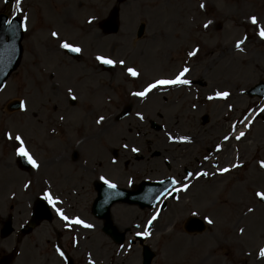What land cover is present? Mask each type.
<instances>
[{"label":"rangeland","instance_id":"obj_1","mask_svg":"<svg viewBox=\"0 0 264 264\" xmlns=\"http://www.w3.org/2000/svg\"><path fill=\"white\" fill-rule=\"evenodd\" d=\"M197 1L126 0L120 5L119 32L104 37L97 30L96 23L93 27H88L84 22L89 16L101 19L115 5V0H23L18 14L22 21L25 17L27 19V31H24L22 39L23 55L18 69L0 92V149L10 154L8 162L11 163L16 143L5 139V131L15 134L16 131L13 130L26 125L21 131L24 132L23 137L27 140L30 153L34 158L38 157L39 162H43L40 174H34V177L38 175L40 185L26 194H42L45 188L42 180L47 178L48 183L53 185L52 190L66 199V207L72 210L69 211V216L79 214L92 226V230L78 236L77 246L70 241L75 230L64 231V227L55 220L50 225L44 224L37 229L32 236L41 240L40 245L49 240L45 250L50 260L52 259V264H62L54 255V243L69 249L75 264H84L85 253H89L97 264H140V248L137 245L128 249V254H125V248L118 250L100 232V222L91 217L88 206L95 197L93 181L105 178L107 175L104 172L111 175L107 178L123 188H126L130 180H158L176 174L182 177L184 168L194 172L204 163V158L212 157L207 151L213 152L212 147L224 134H227L228 144L224 146L223 152L216 160L204 163L200 168L210 175L198 179L187 195H181L179 201L173 199L166 202L163 210L141 211L136 207L115 205L111 209L112 220L119 229H129L130 234L135 229L140 230L142 223L156 214V232L146 241L158 254L153 264H162L161 259L166 264H254L256 251L264 248V204L256 196L257 192L264 193V168L260 167V163L264 162V112L258 115L256 121L253 120L254 124L247 122L248 126L251 125L249 129L246 127L245 132V126H241L240 130H237L239 127L228 130L241 112L245 114L246 109L255 108L261 103L259 99L247 97L243 91L264 81V42L258 43L260 37L257 34L258 28L264 30L260 25L264 21V0ZM13 3L15 6L16 0ZM202 3L203 10L200 9ZM16 9L13 11L15 14ZM6 11L7 7L0 0V13ZM251 17L256 18L257 25L250 23ZM67 19L72 20L73 25ZM209 21V28L203 34V25ZM139 23L145 24V33L141 39H136L135 32ZM53 32L57 33L56 38L50 37ZM240 40L244 43L241 44V50H237L235 43ZM62 42L79 47L82 53L80 59L74 61L63 57V49L60 48ZM45 48L50 50L54 61L46 63L42 58ZM165 49L168 54H164ZM193 50H197L196 54L189 56ZM143 53H148L146 68L151 76L141 70L140 78L125 80L122 76L123 68L136 67L132 56L136 54V58ZM96 55L113 60L114 68L102 71L96 65ZM170 59L173 61L170 62ZM121 60H124L123 66L119 63ZM49 63L51 64L47 66ZM35 65L37 66L34 67ZM42 67H47L46 72ZM53 67L56 70L58 68L62 75L51 80L48 76ZM185 67L189 68L187 79H192L196 85L187 88L184 85L176 88L173 86L160 91L161 93L150 96L146 94L149 98L144 104L140 97V101L129 98V91H143L147 83L156 77L171 79L179 69ZM62 76H71L72 79L68 78L66 84ZM96 77L105 82L106 89L103 93L95 90L93 95L102 97L104 94L103 98H108L109 102L98 103L93 100L92 104L96 106L90 107L91 113L86 118L88 122L83 123L88 125L77 127L74 124L73 129H68L79 137L82 127L87 126L85 137L82 136L84 139L79 138L74 145H66L63 140L66 131L63 132V129L69 127L65 120L63 125L59 118L67 120L70 116L73 117L79 107L88 110L87 102L90 99L87 96L91 94H87L85 90L90 87L84 83L86 81L89 85L87 80L98 83ZM66 87L73 89V105L69 104ZM216 89L229 91L231 98L227 102L208 101L207 96ZM14 99H23L24 112L10 113L6 110V104ZM149 100L154 110L149 107ZM173 103H177V106ZM124 106H130L131 112L127 118L117 122L115 117ZM65 112L69 114L67 117ZM85 114L79 109L81 121ZM101 116L107 122L100 128L95 121ZM204 116L209 119L206 124L202 123ZM173 119L176 120L175 123ZM151 121L160 125L161 130L154 131L150 126ZM35 126H38L37 129ZM27 127L30 128L28 131ZM105 131L103 151H107V154L103 172L98 170L103 165H96L97 157L87 156L90 150V153L94 151L93 144L90 146L91 142L87 140L93 135L98 137ZM165 131L191 137L194 143L188 147L173 146L172 143L169 145L164 136ZM242 131L245 137L240 140L234 138ZM55 142L63 143L65 150L59 158L67 159L69 165L63 163L51 166L48 162V145H55ZM125 144L127 148L124 147ZM133 146L140 152L138 157L130 152V147ZM95 148L99 153L101 146L96 145ZM113 150L117 151V162L111 166L108 163L112 159ZM73 151L78 154L76 161L70 159ZM155 151H160L159 157L154 156ZM54 153L59 154L61 150L56 152L55 149L51 153V159ZM100 156L104 157L105 154ZM165 158L171 162L169 169L164 165ZM219 164L228 165L231 169L234 164H239L240 167L233 168L228 175L218 176L216 170L220 169L217 168ZM175 167L180 169H174ZM61 168L74 171V175L71 171L70 177L64 176L66 182L55 179V172L49 174L50 169ZM77 170L79 172H75ZM0 175L15 176L17 171L1 168ZM79 186L81 192L78 191ZM6 207L7 205L0 203V221L4 220L3 213H9ZM12 208L11 214L21 223L25 208ZM249 208L253 211L249 212ZM194 212L197 215H193ZM190 216L198 217L204 222L207 217L213 223H205V230L201 234L187 235L182 226ZM170 226V232L166 231ZM249 227L253 229V233H248ZM240 229H243L242 233ZM52 230L62 234L56 238L58 243L54 241ZM129 234L126 235V240ZM169 235L173 237L172 241ZM27 246L19 245L13 237L0 239V253H8L13 247L20 250V256L11 264H40L39 252L26 254ZM213 248H217L213 252L220 253L219 256L217 254V257H212L208 254ZM170 253L174 255L170 256ZM45 259L46 256L43 257L42 264Z\"/></svg>","mask_w":264,"mask_h":264},{"label":"water","instance_id":"obj_2","mask_svg":"<svg viewBox=\"0 0 264 264\" xmlns=\"http://www.w3.org/2000/svg\"><path fill=\"white\" fill-rule=\"evenodd\" d=\"M116 16V10L111 14V18L114 19ZM6 17L0 16V87L3 85L4 81L13 72L17 66L19 56H20V46L19 42L21 39V32L19 28L18 20H13L10 26H6L5 24ZM109 28L112 32L117 30L116 25L113 23L109 24ZM143 32V26L139 27L138 36H141ZM5 37L8 38L7 42L4 41ZM248 95L253 96L256 95L260 98L264 97V83H260L251 89L248 92ZM12 108H18V104H13ZM127 112V111H126ZM126 113H123V116ZM170 186L168 181L164 183H158L154 185H146L143 184L140 187V191L138 193H130L126 191H117L114 189H108L109 192L103 190V188H99V196L95 202L93 212L99 217L104 218L106 220L105 231L108 234L113 236V229L110 226L109 219V207L115 202H124L129 204H137L141 208L150 207L153 205L154 201L157 200L158 196H160L164 191L165 187ZM104 205V207H103ZM41 210V206H37V211ZM201 224L196 220H191L187 224V228L201 231ZM116 240L118 242L122 241V238L119 237ZM144 263L149 264L151 259V255L147 248H144Z\"/></svg>","mask_w":264,"mask_h":264},{"label":"snow or ice","instance_id":"obj_3","mask_svg":"<svg viewBox=\"0 0 264 264\" xmlns=\"http://www.w3.org/2000/svg\"><path fill=\"white\" fill-rule=\"evenodd\" d=\"M6 2H7V0H6ZM21 2H22V0H16V5H17V9H16V11H17V13H20V12H21V8H20ZM200 8H201L202 10L204 9V4H203V3L200 5ZM26 22H27V19H26V17H25V20H24V21L22 22V24H21V29L24 30V31H27ZM9 23H11V22H9ZM88 23H92V19H91V18L89 19ZM210 23H211V21L205 23V24L203 25V27H204V28H208V26H209ZM250 23L253 24V25H257V20H256V18H255V17H251V18H250ZM257 34L259 35V37H260L261 40H264V30H261V29L258 28ZM51 35H52L53 38H56V37H57V33H56V32H53ZM243 43H244L243 40L238 41V42L236 43V45H235V48H236L237 50H241V44H243ZM60 48H61V49H65V50H67L68 52H72V53H79V52L81 51V49H80L79 47L70 46V45H69L68 43H66V42H62V43L60 44ZM196 51H197V50H193L192 52H190V53H189V56H193V55H195V54H196ZM95 59L97 60L98 63L103 64V65L113 66V65L115 64V62H114L113 60L108 59V58H104V57H101V56H97ZM119 63L123 66L124 61L121 60ZM126 71H127V74H128L129 76H131V77H136V76L138 75V73H137L133 68H131V67L127 68ZM188 71H189V69H188L187 67H185V68H183V69L179 72L178 75H176V77H175L174 79H161V80H157V81H155L154 83H150V84H148L147 87L144 88L143 91H134V92L131 93V95L134 96V97L144 98V97L146 96L147 93H149V92H151L153 89H156V88L161 87V86H179V85H187V84L189 83L188 80H187V79H182V77H184V76H185V73H187ZM228 95H229V93L226 92V91H225V92H218V93H216V98L223 99V98H226ZM69 96H70L71 99H73V100L75 99V96H72V94H71V90H69ZM213 98H214V97H212V96H209V97H208V99H210V100L213 99ZM20 110H21V111L25 110V104H24V101H21V102H20ZM139 118H140V119H143V117H139ZM61 119H63V118L61 117ZM103 120H104V117L101 116V117H99V118L95 121V123H96L97 125H99V124H101V122H102ZM246 126H247V125H246ZM244 135H245V133L242 131V132H240L235 138H236L237 140H240L241 137H243ZM8 138L11 139V136H8ZM224 139L227 140L228 137L225 136ZM15 140H16L17 144L19 145V147L16 149V155L19 156V157L24 158V159L26 160V162H27L29 165H31V167H32L33 169L37 168V164H36L35 160H34V159L29 155V153L25 150V147H24V144H23V142H22L21 137H20L19 135H17V136L15 137ZM169 140L171 141V140H172V137H169ZM124 147L127 148V145L125 144ZM131 151H132L133 153H135V152H137L138 150H137L135 147H133V148L131 149ZM232 167H233V168H238V167H240V165H239V164H234V165H232ZM260 167H261V168H264V162H261V163H260ZM229 171H230V169H228V168H223V169L220 170V174H223V173H226V172H229ZM189 175H191V174H189ZM206 175H207V173H196V176H197V177H199V176H206ZM100 179H101V181H102L104 184L107 185L108 188H110V189L115 188V185L112 184V183H109V181H108L107 179H105L104 177H101ZM173 184H176V181H173ZM25 187H28V185H25ZM187 187H188V185L185 184V185H183L181 188H179L178 190H179V191H184V190L187 189ZM256 196L258 197V199H259L260 201H264V193L257 192V193H256ZM42 199L48 201L50 205H51V204L59 203L58 201L53 200L52 197L50 196V194L47 193V192L44 193ZM248 211H249V212H252L253 209H252V208H249ZM192 214H193V215H197V213H195V212L192 213ZM57 215L60 216V218H61L62 220L65 219V217H64L59 211L57 212ZM156 219H157V216H156V215H153V216L151 217V219L148 221V224L151 225V224L153 223V221H155ZM69 223H73V224H81V221L78 220V219H77V220H70ZM205 223L211 225V224L213 223V221H212L211 219L205 217ZM83 227L88 228V227H90V225L84 224ZM239 231H240V233H242V232H243V229H240ZM137 235H140V233H138ZM142 235H143V237H147V236L149 235V231H148L147 227L145 228V230H144V232H143ZM57 253L60 254L59 249H57ZM258 257H259V258H264V248H261V249L259 250V252H258ZM89 264H92V261H91V260L89 261Z\"/></svg>","mask_w":264,"mask_h":264},{"label":"bare ground","instance_id":"obj_4","mask_svg":"<svg viewBox=\"0 0 264 264\" xmlns=\"http://www.w3.org/2000/svg\"><path fill=\"white\" fill-rule=\"evenodd\" d=\"M71 1H73V0H71ZM208 28H209V26H208ZM207 28H203V34L207 31L206 30ZM184 30V29H183ZM214 39H212V41H213ZM262 43V40H258V43ZM236 44V43H235ZM201 46H202V44H201ZM210 47V46H209ZM164 54H168V50L167 49H165V51H164ZM135 56H136V54H134L133 56H132V59H133V62L135 63V65H137L136 67H137V71H138V73L139 74H142V72H141V70L142 71H144V72H147V74H149V72L147 71V68H146V63L147 62H149V59L148 58H146L147 56H148V53H143L142 54V56L141 55H138L136 58H135ZM142 58H143V60H142ZM141 60H142V62H141ZM83 74V73H82ZM126 75H128L127 74V71H126V73H125ZM81 79V78H80ZM82 80V79H81ZM83 81V80H82ZM216 91H217V93L219 92L217 89H216ZM154 92V91H153ZM153 92H151L150 94H149V96L150 95H152V94H154ZM93 93H94V91H93ZM93 95V94H92ZM87 96V97H89V99H90V101H89V103H88V105L89 106H92V103H93V100L95 101V102H100L101 103V101H103V99L101 98V97H99V96H95V95H93V96ZM149 96L147 97V98H149ZM209 96H212V97H214L213 99H216V94H214V95H209ZM231 98V96H230V94L227 96V98L225 99V101H228L229 99ZM134 99L137 101V99L134 97ZM213 102H220V101H213ZM158 103V102H157ZM159 104V103H158ZM174 104H176L175 105V107L177 106V103H173V105ZM172 105V106H173ZM264 111V110H263ZM82 112H86V110L85 109H83L82 110ZM234 113V112H233ZM89 114V113H88ZM64 115L67 117L69 114L68 113H64ZM241 119H243V114H242V112H241V115L237 118V122L238 123H241ZM75 120L76 121H78L79 120V118H78V116H76L75 117ZM83 120H85V119H83ZM107 121L105 120V121H102L101 122V124H99L100 125V128L102 127V125L104 124V123H106ZM73 124H74V122H73ZM233 127H228V130H231ZM225 136H226V134H224V135H221L220 136V138H219V140L217 141V142H223L225 139ZM169 137H172V139L173 138H177L178 137V135H176V133H174V132H169L168 134H167V138H168V140H169ZM93 142H94V137L91 139V145L93 144ZM189 142H191V143H193L194 142V140L193 139H190L189 140ZM222 152V151H221ZM220 152V153H221ZM219 153V154H220ZM1 160H2V158L0 159V169H1V165H2V163H1ZM40 167H39V170L38 171H40ZM8 171H10V169H8ZM201 178H204V176H201ZM200 178V179H201ZM21 186H22V184H21V182H20V180H18L17 178H15V177H13V176H8V177H6V178H0V196H4V197H8L9 198V196H11L12 194H14L15 192H16V190H18V189H21ZM248 233H253V229L251 228V227H249L248 228ZM248 239V238H247ZM173 248V247H172ZM218 248H220V246H218ZM175 249V248H174ZM260 250V249H259ZM259 250H257L256 251V254H255V256H254V260H255V263L254 264H264V258H259L258 257V252H259Z\"/></svg>","mask_w":264,"mask_h":264},{"label":"flooded vegetation","instance_id":"obj_5","mask_svg":"<svg viewBox=\"0 0 264 264\" xmlns=\"http://www.w3.org/2000/svg\"><path fill=\"white\" fill-rule=\"evenodd\" d=\"M31 202V200L29 201ZM31 205V204H30ZM17 241L19 243H22L24 242L25 245L28 244V246H32L33 249H37L39 248V243H38V239L35 238V237H30V236H20ZM39 256L42 257V256H46V261L47 263H51V260H50V257H49V254L47 253V250L43 251V252H40L39 253ZM1 257V256H0ZM45 263V264H47Z\"/></svg>","mask_w":264,"mask_h":264}]
</instances>
